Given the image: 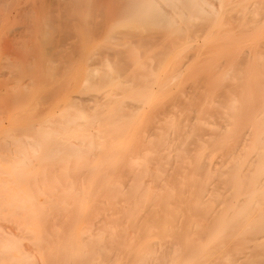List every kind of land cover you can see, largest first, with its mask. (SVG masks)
<instances>
[{
  "label": "bare ground",
  "instance_id": "6f19581e",
  "mask_svg": "<svg viewBox=\"0 0 264 264\" xmlns=\"http://www.w3.org/2000/svg\"><path fill=\"white\" fill-rule=\"evenodd\" d=\"M263 24L264 0H0V264H264Z\"/></svg>",
  "mask_w": 264,
  "mask_h": 264
},
{
  "label": "rangeland",
  "instance_id": "374dc122",
  "mask_svg": "<svg viewBox=\"0 0 264 264\" xmlns=\"http://www.w3.org/2000/svg\"><path fill=\"white\" fill-rule=\"evenodd\" d=\"M195 19V20H194ZM200 18H197V17H195V18H193V20L194 21H198ZM4 27H2V29H3ZM6 28V27H5ZM0 33H1V30H0ZM241 33L239 32V31H236L235 32V35L236 36H239ZM251 35H253V37H251L250 38V40L248 41V42H246L245 43V45H244V47H246L245 49H248V51H249V54L251 55V61H255L257 58H258V55H259V53H256V48H255V44H264V24L262 25V26H260V29L257 31V33H255V35H257V37L252 33ZM259 36V37H258ZM254 38V39H253ZM7 39V40H6ZM9 38H7L6 36H3L2 35V33L0 34V86L2 87H0V138L1 139H3V138H6V137H9L10 135L12 136V133H13V137L15 138V137H18V132L17 131H15L16 130V128H15V126H14V120H15V115L13 114V111L15 110V104H13V103H11V102H8L9 100H7V99H9L8 98V96L9 95H11V92H12V90L11 89H9V88H7V86H6V84L8 85V82H9V80H13L12 78L14 77L13 76V72H11L10 71V69H12V65L10 66L9 64H8V60H11V59H8L7 58V56L5 57V55L7 54L6 52H8V50H9V48H10V43H9V40H8ZM100 38H96V41H94V43H93V45H95L97 42H98V40H99ZM252 40H254V41H252ZM7 45V46H6ZM254 45V46H253ZM240 46V43L238 42L234 47H233V51H235V50H237L238 49V47ZM7 48V49H6ZM264 48H262V50H263ZM4 50H5V52H4ZM247 51V52H248ZM259 51V50H258ZM12 56H14V55H12ZM5 58V59H4ZM7 58V59H6ZM9 58H12L11 56L9 57ZM7 60V61H6ZM14 59L12 58V61H13ZM3 61V62H2ZM8 68H7V67ZM11 68H10V67ZM7 68V70H6V68ZM8 70H9V72H8ZM2 71V72H1ZM8 72V73H7ZM7 73V74H6ZM11 73H12V75H11ZM4 74V75H3ZM9 79V80H8ZM6 80H8L7 82H6ZM2 81H5V83L4 82H2ZM12 82V81H11ZM10 83V82H9ZM9 93V94H8ZM74 94H80V95H82L81 93H79V92H77L76 91V93H75V91L73 92ZM8 95V96H7ZM84 95V94H83ZM6 98V99H5ZM7 102V103H6ZM9 103V104H8ZM12 105H11V104ZM7 105H9V106H7ZM15 105V106H14ZM12 106V107H11ZM13 110H12V109ZM6 109V110H5ZM2 110V111H1ZM56 110H57V108H54V109H47V111L43 114V116H45V115H47V114H51V115H54V114H58V112H56ZM59 110V109H58ZM6 111V112H5ZM5 115V116H4ZM7 115V116H6ZM5 117V118H4ZM9 122H11V123H9ZM11 125H13V126H11ZM9 126V127H8ZM4 129H3V128ZM6 127V128H5ZM8 128V129H7ZM9 133H11L10 135H8ZM24 135H28L27 133H24ZM2 153H3V151H1ZM248 152H250L249 153V155L251 154V151L249 150ZM3 166H6L8 169L10 168V162H7V161H1L0 162ZM7 169V170H8ZM189 207V206H188ZM3 222H5V221H3ZM7 224H8V222H7ZM5 225H6V223H5ZM5 225H3V226H5ZM9 225V224H8ZM8 225H7V227H8ZM6 227V226H5ZM152 237H154V236H152ZM28 242V240L27 239H24V243H27ZM33 246V245H32ZM28 248V246H26V248H25V245L24 246H22V249L23 250H25V251H27V250H29V249H27ZM29 248H31V247H29ZM31 249H33V253L35 254V255H37V257L38 258H40V260L41 259H43V255L45 254L44 252H45V249H43L42 250V252H41V250L39 249V248H31ZM45 264V263H44Z\"/></svg>",
  "mask_w": 264,
  "mask_h": 264
}]
</instances>
